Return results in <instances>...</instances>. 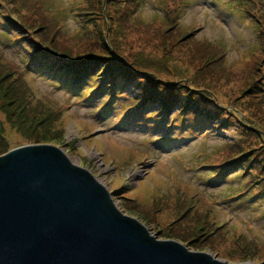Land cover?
<instances>
[{"label":"rangeland","instance_id":"rangeland-1","mask_svg":"<svg viewBox=\"0 0 264 264\" xmlns=\"http://www.w3.org/2000/svg\"><path fill=\"white\" fill-rule=\"evenodd\" d=\"M8 1L0 0V86H4L0 90V153L22 145L60 146L71 163L90 168L99 183L110 185L116 208L122 209L123 215L143 220L155 241L185 243V249L208 251L209 256L223 262L264 264V204L248 195L240 197L236 175L244 153L256 164L254 174H264V84L261 80L258 83L257 77L256 89L251 90L243 79L244 72L237 71L252 58L251 49L257 42L263 45L261 53L249 65L258 64L263 52L264 34L257 38L256 33L264 18V0H140L136 15L131 16L147 25L124 23L118 28L113 27V21L108 26L104 19V40L107 44L111 40L115 46L113 59L118 60L120 55L128 61L131 57L150 64L159 80L150 83L153 79L149 74L137 75V80L118 90L127 99L111 101L114 110L104 107L108 103L104 98L94 105L87 101L91 102L89 106L80 95L56 87V78L40 63L35 64V71L24 66L32 52L30 48H36L40 38L46 36L70 52V56L59 54L61 63L77 56L89 57L87 60L99 66L95 75L102 66L110 67L111 61L101 59L104 55L97 51L93 36L90 38L94 24L89 20L90 27L81 21L80 14L99 13L97 9L93 11L94 3L27 0V7L40 4L42 13L37 16L35 7H30L34 11L29 14L18 11ZM96 1L109 16L119 13L120 20H124L121 15H127L123 7L128 5L126 0ZM175 15L177 23L173 24L193 34L177 48L174 45L182 37L163 34ZM91 18L99 20L97 15ZM201 40L211 42L214 51L215 44L222 45L228 63L224 60L223 65L211 68L210 62L217 56H203L208 49L197 53L200 49L194 44ZM171 46L173 51L168 50ZM142 51L155 57L140 60L137 54ZM168 51L173 53L166 63L155 65ZM243 54L248 59L238 62L243 60ZM121 64L127 66L122 61L113 64L118 69L116 74L132 76L125 72L128 68H120ZM261 69L264 74V61ZM7 73L11 74L9 81L27 83L33 106L52 112L55 121H46L44 114L33 111L27 100L15 92L16 81L11 87L15 93L5 90L10 84L5 80ZM230 73L241 81L229 77ZM113 78L111 75L106 80L111 82ZM106 85L110 90L111 84ZM144 85L163 88L166 94L173 89L176 95L168 94L174 98L170 114L156 116H165L163 123L156 124L154 118L147 117L141 125L127 128L124 121L129 119V106ZM155 103L148 104L145 116L158 110ZM188 103H195L199 109L190 112ZM246 119L256 129L248 127ZM163 136L165 144L150 143ZM236 143L241 146L230 150L227 157L232 160L226 175L222 172L216 176L220 169H212L207 158L215 156L218 163L222 158L219 152Z\"/></svg>","mask_w":264,"mask_h":264},{"label":"water","instance_id":"water-1","mask_svg":"<svg viewBox=\"0 0 264 264\" xmlns=\"http://www.w3.org/2000/svg\"><path fill=\"white\" fill-rule=\"evenodd\" d=\"M0 264H242L155 241L60 146L0 153Z\"/></svg>","mask_w":264,"mask_h":264},{"label":"trees","instance_id":"trees-1","mask_svg":"<svg viewBox=\"0 0 264 264\" xmlns=\"http://www.w3.org/2000/svg\"><path fill=\"white\" fill-rule=\"evenodd\" d=\"M83 3H85L87 0H82ZM128 2V5L123 6L125 8V10L127 11V15H121V17L124 20H120V15L119 13H115L112 14L110 13L109 16V12L102 10V5L99 4L98 6L96 5L97 1L96 0H89V3L91 4L92 2V6L94 3V7H93V11L94 12H98L101 14H80L82 16V20L84 24H86L87 26H90V24L88 23L89 20H91V23L94 24L91 31V36L90 38L93 36L94 39V44L97 45L98 49L97 51L99 53H101L102 55H104V58L101 59H106L107 63H109L110 61V67L109 65H105L104 68L102 66V68L99 70V73L97 75H95V71L98 69V65L96 62L93 61H89L87 59H89V57H85V56H77L74 59H68V63H61L59 60H61L62 58H60L61 55H69L70 56V52L67 50H63L62 48H60V46L58 45V42L52 37L51 39H47L46 36H43L40 38L41 42L40 44H38V46L36 48H29L31 49V54L29 55V58L24 62V66L30 69H32L31 71H35V64L40 63L39 65L43 66V70H46L47 72L51 73V75L56 78V80L53 81V83L56 85V87L62 86L63 88H66L68 91L71 92V94L73 95H80L84 101H97L101 98H104L106 100H108V103H106L105 106H107L109 109H112L113 104L111 101H118V100H125L127 99L125 97V93L123 92H118L122 91V87L124 85H128L133 83L135 80H137V75H146L149 74V78L153 79L150 80V83H154V82H158L159 80L158 78H156L157 74L153 71V68L150 66V64L145 65V63H140L139 61L135 60L133 61L131 59V57H128L126 60L124 56V58H122V56H118V60L113 59L114 55V51H115V46L113 45V42L111 40H109V43L107 44L104 40L105 37V33L103 34V29L105 27V21L107 23V25L109 26L111 24V21H113V27H118L121 28L120 25L124 24V23H128L130 25H139V26H144L147 25L148 23L146 22H142L140 20H138L137 16H131V14H135V12H137L138 10V6H139V1L140 0H126ZM9 3H11L12 5H15V8L19 11L20 9L23 10L26 13H32V9L30 7H35L37 9V11L35 10L34 13L38 16L39 14L42 13L41 7L39 5H35V3L30 4V7H27L29 5H27V0H10L8 1ZM113 2L114 1H111ZM81 4V3H79ZM27 5V6H25ZM29 8V10L27 11L26 9ZM97 9V10H96ZM133 9V10H130ZM82 10V9H81ZM88 11V10H87ZM242 15L243 12H241ZM247 13V12H246ZM91 15H97L99 16V20H93L91 18ZM105 19V21H104ZM261 22L259 24V31H257L256 35L257 38L259 37L260 34H264V18L261 17ZM8 22L11 23V21L8 19ZM87 22V23H86ZM146 23V24H145ZM173 23H177V15H175L173 22L170 21V28L168 27V29L166 30L165 33L163 34H170L173 37L177 38L176 35H180L182 38H180V40H178L177 43H175V48L179 47L180 45H178L179 43L182 45L184 41L191 39V36H193L192 33L186 32L184 29H180L177 25L173 24ZM50 27H52V22L50 23ZM50 27L48 29H50ZM94 27L96 28V35L93 32L94 31ZM98 27L100 29H98ZM175 28V31L172 32V30ZM42 29V28H41ZM58 30H59V26H58ZM108 30V29H107ZM133 30H136L133 29ZM182 30L184 32H182ZM35 31V30H34ZM60 32V30H59ZM94 33V34H93ZM137 32V36H138ZM161 34V33H160ZM192 34V35H191ZM255 35V36H256ZM48 36V35H47ZM96 37V39H95ZM89 38V39H90ZM92 39V40H93ZM173 40V39H172ZM176 41V40H173ZM100 42V45L97 43ZM209 43L211 42H207V40H201V41H197L194 44V47H198L200 50H196L197 53H200L203 51V49H208L203 53V56L207 57V59H211V55L212 53H214L215 57L217 56V58H215L214 62H210L211 64L210 67L214 68L215 66H219V65H223L221 63H224L223 61L225 60L226 63L227 60L225 59L226 56V49L222 46V45H216L215 47L217 48V53H215L216 51L212 50L214 49L212 45H210ZM57 44V45H56ZM209 46L211 48H209ZM263 47V45L261 43L255 44L253 46V48L251 49V54L250 56H252L253 59L257 58L258 55L261 53V48ZM42 49V50H41ZM57 52L54 53L51 50ZM173 51V46H171V49H168ZM168 51L165 52V56L163 58H161L158 62H154L155 65H161V63H166L165 59H168L167 57L169 55H171L173 52ZM144 51L140 52L137 54V56L139 58H141L140 60H149V58L147 56H151V57H155L154 55H150V54H144ZM53 57V58H52ZM137 57V58H138ZM39 58H42L41 60H39ZM252 58L250 60L247 61V64L244 66H241L239 68H237V71H243L244 72V76L243 79L246 80L245 84H248V87H251L252 89H256L255 85L257 84V82L259 83L261 80V84H264V79H261L264 74H263V69H261V61H264V49L263 52L261 54V56L258 59V64L251 66L249 65L250 61L252 60ZM242 59L243 60H238L239 61H244L246 62L247 55L243 54L242 55ZM49 61V62H47ZM123 62L125 65L126 69L125 72L132 75V76H123V75H118L116 74V71L118 69H116L113 64L114 63H118V62ZM212 61V60H211ZM238 62H235L234 64L237 65ZM157 63V64H156ZM101 64V63H100ZM120 64V63H119ZM163 64V65H164ZM242 63L238 64L241 65ZM123 64L120 65V68H122V70L125 68L124 66H122ZM137 67V69L135 68ZM144 70L141 71V70ZM219 68V67H218ZM235 68V67H234ZM210 69V68H209ZM220 69V68H219ZM222 72H224L225 74H227V70L224 69H220ZM1 73V72H0ZM235 74H240L238 72H235ZM114 75V78L112 79L111 82H109V80H106L108 76ZM11 74L7 73L5 75V80L8 81L10 84L7 86V88H5V90L7 89L9 92L11 91L12 93L17 92L18 94L20 93V97L24 100H27V104L33 108V111H37L41 114L45 115V120L46 121H55L53 119V113L45 110L42 107H35L33 106L32 102L28 99L30 98L31 100L33 99V95L31 94V91L26 83V85L22 84L21 82H19L17 79L11 80L10 79ZM240 76V75H238ZM194 80L196 79V76H194ZM229 77L231 78H235V76H233V74L230 73ZM257 77H260L257 82L255 83V79ZM157 79V80H156ZM241 81L240 77H236L235 80ZM60 80V82H59ZM16 81L17 86L15 87V92L11 89L12 86H14V82ZM110 83V90L109 86H107L106 84ZM96 84V85H94ZM25 86V88H24ZM2 87L4 86H0V90H2ZM144 89L141 93H138L137 95L133 96V102L130 104V108L128 111V114L132 117H134L135 119H140V123H143L142 119H145L147 117H152L154 118L153 114L149 115L147 117L143 116V110L148 107V104L155 102V105H157L158 110L154 113H158V114H162V113H170V108H171V104L174 101V98L172 100V98H170V96L168 95L169 93H173V95L175 96L176 94H174L173 89H171L170 92H168V94L164 93L163 88H160L159 90L158 87H153L151 88L149 85L148 87L146 85L143 86ZM247 87V88H248ZM148 88V90H147ZM169 89V88H166ZM208 89V88H207ZM250 90V91H251ZM19 91V92H18ZM264 91V90H262ZM10 92V93H11ZM94 100V101H93ZM26 103V102H24ZM100 105V109L102 108ZM182 109L185 110L184 106V102L181 104ZM188 108L191 109L190 112L194 111V110H198L199 106L196 105L195 103L189 104L188 103ZM99 109V110H100ZM176 114H181V113H177ZM199 115V114H197ZM182 117V119L184 120L185 118H183V115H180ZM180 118V117H179ZM160 120L164 121V118H161ZM160 120H156L155 123L157 124ZM246 122L248 123V127L252 128V129H256V127L254 126V124L246 119ZM163 123V122H162ZM121 125V124H120ZM245 126V125H244ZM263 132V131H262ZM157 143H161L162 141H156ZM244 141L240 142L243 143ZM241 145L237 146L236 144H233L232 146H228L226 147L223 151L219 152L220 156H222L221 160L217 163V158L214 156L213 159L207 158V161L212 165V169L216 170L220 169V172L216 175H220V173H224L226 175V172L229 168L228 164L231 162L232 159H229V157H227L229 155L230 150L232 149L233 151H235L236 147H240ZM233 155V152H232ZM242 156V161L240 164V169H239V173H237V181H238V187L237 189H239V195L241 196H246L248 195V197H251L252 199H258V201H260L261 203L264 204V174L263 176H258L257 174H254L255 168L253 167V164L256 165L255 163H252V161H249V157L247 156V154H243ZM246 156V157H245ZM241 181V182H240ZM243 200V199H242ZM210 210V209H208Z\"/></svg>","mask_w":264,"mask_h":264}]
</instances>
